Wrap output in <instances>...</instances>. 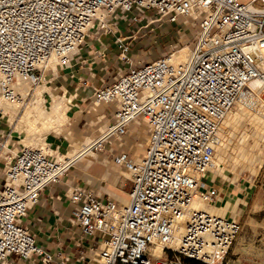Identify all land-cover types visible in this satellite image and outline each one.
Returning <instances> with one entry per match:
<instances>
[{
  "label": "built area",
  "instance_id": "1",
  "mask_svg": "<svg viewBox=\"0 0 264 264\" xmlns=\"http://www.w3.org/2000/svg\"><path fill=\"white\" fill-rule=\"evenodd\" d=\"M181 18L196 29L186 62L171 61L183 48L176 44L165 57L134 64L126 53L138 30L119 37L129 72L119 68L114 83L96 93V104L116 107L102 140L122 142L131 124L142 122L148 136L141 156L113 157L133 183L128 202H103L81 187L71 194L81 205L70 221L83 235H102L89 264H173L174 256L225 264L241 219L191 205L198 199L211 205L219 197L218 186L206 182L213 140L249 82L261 81L264 106V0H0V96L8 100L16 97L19 80H40L54 55L62 68L69 66L95 26L108 34L121 21L148 27ZM60 153L24 146L7 163L0 264L14 254L54 264L24 220L67 170L70 163ZM159 246L161 256L155 254Z\"/></svg>",
  "mask_w": 264,
  "mask_h": 264
},
{
  "label": "crops",
  "instance_id": "2",
  "mask_svg": "<svg viewBox=\"0 0 264 264\" xmlns=\"http://www.w3.org/2000/svg\"><path fill=\"white\" fill-rule=\"evenodd\" d=\"M118 29L110 35H93L83 50L73 56L72 63L58 68L55 78L51 79V91H56V95L66 99L69 113L63 132L48 137L53 150L65 153L72 143L88 139L99 145L98 148H92L95 155L86 153L73 159L60 180L42 192L39 203L30 209L24 220L37 244L52 258L54 264H89L88 259L102 240L99 233L83 235L80 228L70 221L75 209L81 205L71 200L74 189L81 187L103 202L112 200L120 205L126 203L130 199L133 183L129 173L115 164L113 157L127 152L137 158L146 152L148 127L143 122L132 123L122 142L114 136L102 140L103 132L113 121L116 107L114 104H96V93L114 83L119 68L125 74L131 67L121 56L119 37L129 36L133 29L128 30L122 21ZM135 45V40H131L126 55L134 64H140L136 63ZM9 130L7 118L0 116V189L5 184L7 163L22 149L17 146ZM206 182L218 186L219 197L214 204L225 195L226 190L232 188L234 194L242 198L239 205L245 208L252 194L247 188L236 189L228 185L223 178L214 176L209 179L208 175ZM259 226L261 228L256 226L249 237L243 238L239 233L226 256L225 264H245L246 260L247 264H264V223ZM7 264L44 263L43 256L26 259L14 254L9 257Z\"/></svg>",
  "mask_w": 264,
  "mask_h": 264
},
{
  "label": "rangeland",
  "instance_id": "3",
  "mask_svg": "<svg viewBox=\"0 0 264 264\" xmlns=\"http://www.w3.org/2000/svg\"><path fill=\"white\" fill-rule=\"evenodd\" d=\"M183 20H185V18H182V20L176 24L169 23L168 21H160L148 27H143L146 25L145 21L136 24L131 23L129 26H128L129 20L122 21L128 30L133 29L128 35L134 34L136 31L139 30V32H137V37L135 39L136 45L134 50L135 53L137 54L136 63L148 62L151 60L153 61L155 59L165 57L170 53H173V47L176 44L179 45V48L180 47L184 48L187 47L189 43L193 42L194 32L196 29L191 24H184ZM96 33H98V35L107 34V31L101 30L97 28V26H95L91 30L90 37L87 39V42ZM110 34L112 33H108L107 35ZM180 51L181 49L175 52L174 54L178 55ZM53 60L50 63L55 62V66H54L55 68L54 67L52 68L51 64L49 63L48 70L43 73L42 78L36 82L35 81L32 82L33 90L39 87L42 93L43 92L44 94L48 93L47 97L44 98V100L42 101V107L44 108L48 107L50 104H54L60 101L61 102L60 105L62 108L61 112L66 118V121L68 122L69 113H68V106L66 104V99H63L64 98L63 96L56 95L57 94L56 91H54L55 94L51 91V79L55 78L58 68L61 67L58 64V60L57 61L54 60V62ZM260 97H261V92H260ZM32 99H33L32 94L27 96V98L25 99V104L23 106V109H25L27 104H29ZM260 104H261V100H260ZM234 106L231 109L232 112L230 111L226 116L228 117V115H230L229 118L228 119L226 118V120L224 118V121L221 122L222 126L220 125V131H221L220 134L224 132V135H226L227 133L228 138L234 139L236 143L234 145L225 144L227 147L226 150L228 151L226 152V160L224 164L218 162V164L216 165L214 161L215 165L207 175H209V179H213L214 176L219 179L223 178L228 183V185L230 184L232 187L236 189L247 188L252 192L246 207L243 208L239 205L240 202L242 201L241 198L240 202L237 205V208L234 211H232L231 216H229L234 218L239 217L241 219L242 229L240 231L241 232L240 235L244 238L246 236L249 237L253 233V231H255L254 229H256V226L261 228L259 224L264 223V155L262 157L256 155L258 149L264 146V139H262L263 138L262 136L264 135L263 134L264 129L262 128V126L259 125L258 121H255L256 119L255 116L253 115L251 116L250 114L246 113L247 110H244L245 108L243 107L241 108V106L238 107V105L236 104ZM1 108L2 107L0 106V112L2 110ZM232 117H234L235 119L233 118L232 120ZM244 117L245 119H243ZM20 119H21V115L15 118L12 125L9 124L10 127L9 134H12L14 141L17 143V146H19L20 149L23 148L24 145L37 148L36 147L37 145H32L33 143H30L31 145L29 143L28 145H26L25 143L20 142L19 136L14 133V130L16 129L17 125L20 122ZM241 122L244 123V125H246V129L242 132H240V129L242 128H240L239 130L237 129V126ZM37 123L41 125L40 122ZM64 123L66 124V122ZM50 135L51 133H47L46 137L48 138L50 137ZM235 145L237 146V149L233 150V148L236 147ZM63 156L64 153H62L60 157L63 158ZM230 192L234 193V191H232V188H229L227 190L228 194ZM227 193L225 192L226 195H228ZM223 197H225V195H223L221 199ZM219 203H220V199L218 200L217 203L213 205H217ZM236 240L234 241L233 245L236 243ZM173 261H174L173 264H190L187 259H184L180 256H174ZM247 262L248 260L244 261L245 264H247ZM195 264H205V263L198 261Z\"/></svg>",
  "mask_w": 264,
  "mask_h": 264
},
{
  "label": "bare ground",
  "instance_id": "4",
  "mask_svg": "<svg viewBox=\"0 0 264 264\" xmlns=\"http://www.w3.org/2000/svg\"><path fill=\"white\" fill-rule=\"evenodd\" d=\"M101 16H102V18H104L103 13L101 14ZM189 53H190L189 48L184 47L181 49V51L179 52L178 55L177 54L172 55L171 61L174 63L186 62L189 58ZM53 59L55 61L58 60L55 55L52 57L51 61ZM54 60H53V62H54ZM50 64H51L52 68L55 66V62L50 63ZM34 81H35V79L33 77L19 80L18 83L15 85V88H14L15 93H16V97L13 100H8V99L4 98L3 96H0V106L2 107L1 108L2 110L0 112V116L8 118V123L10 125H12L15 118L17 116L21 115L20 122L17 125L16 129L14 130V133L16 135H18L20 138L19 141L25 143L26 145H28V143L29 144L33 143L32 145H37L36 146L37 148H40L43 150L49 149L50 152H53L54 150L51 148V145H50L51 143L48 141V138L46 137V135H47V133H51L54 135H60L63 132V127H64L63 125L65 124L64 122L67 123V121L61 112L62 108L60 105V103H61L60 101H58L54 104H50L46 108L42 107V101L44 100V98L47 97L48 93H45V94H44V92L42 93V91L40 90L39 87H37V88H35V90H33L32 82H34ZM261 86H262V83L258 79L249 82L247 87L244 89L240 98L236 101L235 104L238 105V107L241 106V108L242 107L245 108L244 110H247L246 113L250 114L251 116L252 115L255 116V118L257 119L256 120L254 118L255 121H258L259 125L262 126V128L264 129V106H262L260 104V100H259L260 99V92L262 90ZM31 94L33 96V99L31 100V102L29 104H27L25 109H23V106L25 104V99L27 98V96H29ZM63 99H65V98H63ZM235 110H236V108H235ZM229 116L230 115H228V117H225V120H226V118L228 119ZM233 118L234 117H232V120H233ZM243 119H245V117ZM248 119H250V118H248ZM248 119H247V121H248ZM223 121H224V119H223ZM242 121H244V120H242ZM37 122H40L41 125H39ZM237 123H238V121H237ZM240 128H242V129H240ZM225 129H226V127H225ZM237 129L238 130L240 129V132H242L246 129V125H244V123L241 122L237 126ZM233 130H235V129H233ZM220 132L221 131H220V127H219V130L216 134V137L213 140L214 161H215L216 165L218 164V162L224 164V162L226 160V152L228 150H226L227 147L225 144L234 145L236 143V141L234 139L228 138L227 133H226V135H227L226 136V135H224V132L222 134H220ZM219 136H221V137H219ZM262 137H263L262 139H264V135ZM95 145H96L95 142L93 143L90 139H88L87 141H83V142H74L71 144L69 150L64 153L63 158L68 160L69 163H71L73 159L80 156L81 154L87 153V154L95 155V153L92 151V148ZM235 149H237V146L233 148V150H235ZM215 151H216V154H215ZM61 154L62 153H60V156H61ZM256 155L259 157H262L264 155V146H262L258 149ZM95 169H96V167H95ZM102 176H104V175H102ZM226 193H227V190H226ZM240 199H241V197H238L233 192H230L228 195L225 194V197H223L222 199L220 198V203L217 205H213V204L208 205L205 201L198 199L192 203L191 209L192 210L205 209V210H208V211L213 212L215 214L221 215L223 217H229V216H231V212L237 208V205L240 202ZM123 200H125V199H123ZM126 202H128V200H126ZM239 209H240V207H239ZM187 221H188V217H186L184 223L186 224ZM155 254L157 256H161L163 254V250H162L161 246H159L158 248L155 249Z\"/></svg>",
  "mask_w": 264,
  "mask_h": 264
},
{
  "label": "trees",
  "instance_id": "5",
  "mask_svg": "<svg viewBox=\"0 0 264 264\" xmlns=\"http://www.w3.org/2000/svg\"><path fill=\"white\" fill-rule=\"evenodd\" d=\"M188 260V262L190 263V264H195L196 262H198V261H196V260H192V259H187Z\"/></svg>",
  "mask_w": 264,
  "mask_h": 264
}]
</instances>
